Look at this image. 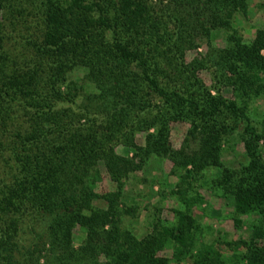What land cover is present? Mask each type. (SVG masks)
Masks as SVG:
<instances>
[{
  "label": "trees",
  "instance_id": "1",
  "mask_svg": "<svg viewBox=\"0 0 264 264\" xmlns=\"http://www.w3.org/2000/svg\"><path fill=\"white\" fill-rule=\"evenodd\" d=\"M247 3L166 0L156 15L145 0H44L40 40L28 45L31 60L18 75H4L0 69L8 81L5 84L0 76L1 84L15 87L2 88V92L18 90L19 109L28 122L27 127L17 125L20 131L6 137L0 126V163L5 165L0 173L6 174H0V256L4 264H33L27 259H33L36 242L22 251L20 259L12 257L17 250L12 240L15 230L30 215L44 220L39 232L46 234V240L36 251L46 249L56 264H99L100 255L105 257L102 264H167V257L158 254L165 247L172 249L177 261L189 256L191 264H223L221 254L210 244L193 250L199 226L190 206L198 191L192 196L187 192L192 188L190 180L199 177L207 165L220 167L212 186L231 199L234 212L258 214L249 240L237 242L245 247V264H264V160L259 135L249 124L243 105L210 94L195 76L199 66L183 61L186 49L196 47L201 39L209 42L211 31L222 29L223 46L211 48V62L220 76L243 95L263 92L264 28H257L244 41L232 24L234 13H244ZM108 29L110 39L105 41ZM74 64L85 67L87 84L100 87L98 102L110 117L107 134L89 123H79L67 108L56 106L84 88L82 82L67 77ZM137 75L163 99L155 113L144 109ZM158 75L170 78L171 89L160 84ZM83 91V96L92 98L87 89ZM134 107L138 110L133 114L136 127L146 131L144 143L134 142L132 133L124 134V143L133 148L136 166L154 154L167 157L179 169L182 187L169 193H175L183 204L173 209L172 223L156 218L141 236L118 225L122 214L136 213V206H123L122 182L128 170L111 144ZM222 111L244 122L240 133L247 161L235 169L219 159L226 128L216 123L215 116ZM176 119L189 120L192 125L183 145L173 148L168 123ZM196 138L197 146L189 148L186 141ZM99 163L114 189H95ZM75 228L84 231L76 246L72 244ZM256 239L262 241L260 246ZM34 260V264H44L37 255Z\"/></svg>",
  "mask_w": 264,
  "mask_h": 264
},
{
  "label": "rangeland",
  "instance_id": "2",
  "mask_svg": "<svg viewBox=\"0 0 264 264\" xmlns=\"http://www.w3.org/2000/svg\"><path fill=\"white\" fill-rule=\"evenodd\" d=\"M145 1L149 7H152L154 14L160 15L162 4L166 0ZM43 2L44 0L0 1V69H3L4 75L20 74L21 68L24 69L31 60L28 45L32 41L40 40ZM246 8L244 13L240 11L234 13L232 24L242 35L243 40L249 41L257 28H264V0H248ZM104 33L105 38H103L105 41L109 40L110 29L105 30ZM223 36L224 31L222 29L212 30L210 43L205 42L204 39L199 40L196 47L184 51L183 61L185 63L194 61V64L199 66L194 70L195 76L198 77L210 94L220 95L225 99H233L238 105H243L249 124L257 130L259 135L258 147L261 158L264 160V91L258 95L251 93L243 95L238 92L237 88H233L224 76H220L219 68L211 62V59L214 58L211 48L213 46L215 48L222 47ZM84 71V66L74 64L67 72V77L75 79L78 83L82 82L84 84L83 89H87L92 98L83 96L86 93L82 89V92L77 91L78 94L76 93V96L70 101L59 100L56 102V106L67 108L69 113L72 114L71 118L79 123H89V127H99L101 134H107L110 117H107L109 114L106 113V109H101L99 105L98 88L100 87L87 84ZM185 74L188 73L185 72ZM4 75L1 76L0 74L3 82L8 84L7 77ZM137 76L140 88L139 95L144 100V109L155 113L157 107L162 105L163 99L156 92L149 89L141 76ZM158 77L162 86L168 90L171 89L172 82L170 78L162 75H158ZM261 77L264 84V75ZM2 80L0 81L2 82ZM1 82L0 93L3 97L0 96V114H2L3 119L0 120V126L3 125V134L6 137L7 134L20 131L17 125H26L27 127L28 122L26 118H23L21 109H19L18 90L7 89V93H3L2 88H9L10 86H4ZM181 89H185L184 92L186 91V88ZM130 112L132 114L126 119V123L120 127V132L114 134L111 144L115 152L122 157V162L128 170L127 176L123 178L122 182L121 200L123 206H136L134 209L136 213L133 216L122 214L118 225L137 236H141L150 230L156 218H159L158 220L163 221L165 224L173 222L175 219L173 209L183 208V204H181L175 193H169V191L182 186L179 169L174 168L167 157L151 154L144 162L136 166L137 157L133 155V148L124 143L123 137L124 134L132 133L134 142L143 144L146 131L136 127L137 116L133 115L138 112L136 107L130 108ZM215 119L217 124L219 123L226 128L222 140H220L219 159L228 168H238L240 164L247 161L240 133L244 122L242 119L230 116L228 111L219 112ZM191 125L189 120L183 119L172 120L168 123V140L173 148L183 145V139L189 136L187 129ZM148 130H153V128L150 127ZM186 142L189 148H194L198 144L197 138L192 141L188 139ZM3 167L5 165L0 163V168ZM98 168L100 177L96 182L95 189L98 191L114 189L115 184L109 179L101 163L98 164ZM200 172L199 177L196 176L195 180H190L191 189L195 191L190 189L187 192L188 195L192 196L194 192L198 191L197 194H194L197 199L190 206L191 214L199 226V230L195 234L196 239L193 250L202 243L204 245L210 244L212 248L217 249L221 254L223 264H245V247L240 246L237 241L249 240L252 225L257 223L259 216L255 211L247 213L234 212L231 199L223 197L220 190L212 186V180L218 176L220 167L207 165ZM0 174L3 177L6 176V174ZM95 202L99 204V201ZM30 216H25L22 222L18 223V228H16L12 238L16 242L17 250L13 251L12 257L20 259L22 251L30 247L33 242H36L34 257L37 255V258H40L44 264H56L51 260V253L46 252V249L36 251L42 245V242L46 240V234L39 232L40 229L44 228V220ZM83 234L84 231L81 228L73 230L72 244L74 246L80 243ZM225 241H231V243L227 245ZM255 242L257 246L262 244L260 239H256ZM158 254L167 257V264H191L189 256H184L180 261L175 260L170 247L162 248L158 251ZM34 257L33 259H27V262L34 264L36 262ZM97 259L99 264H102L105 257L100 255ZM3 260L5 261L0 256V264H4Z\"/></svg>",
  "mask_w": 264,
  "mask_h": 264
}]
</instances>
